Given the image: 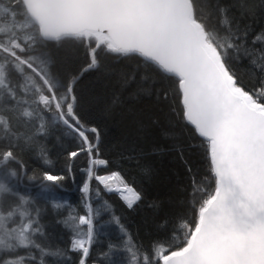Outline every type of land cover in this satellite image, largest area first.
<instances>
[{
	"label": "snow or ice",
	"instance_id": "obj_1",
	"mask_svg": "<svg viewBox=\"0 0 264 264\" xmlns=\"http://www.w3.org/2000/svg\"><path fill=\"white\" fill-rule=\"evenodd\" d=\"M236 6L219 0H0V264H68L69 252L79 254L78 264H89L100 212L85 200V214L69 212L58 221L71 234L61 249L47 238L46 207L22 183L26 154L38 152L49 163L39 141L53 129L79 141L67 161L88 157L85 198L95 180L129 209L142 201L119 171L98 174L110 161L100 155L98 128L84 119L92 98L78 85L109 57L137 61L120 74L111 105H122L125 92L167 99L171 91L180 117L200 141L208 175L197 180L187 168L191 219L179 218L166 243L137 244L113 216L126 238L109 243L104 255L119 252L122 264H264V31L250 39L248 26L232 12ZM81 56L79 67L61 70ZM245 62L258 73L252 88L238 71ZM152 76L159 77V91ZM148 127L137 125L145 134ZM168 150L183 159L175 144L153 148ZM142 171L150 177L152 170ZM65 179L44 171L37 187L46 194ZM62 206L52 201L47 210L59 216Z\"/></svg>",
	"mask_w": 264,
	"mask_h": 264
},
{
	"label": "trees",
	"instance_id": "obj_2",
	"mask_svg": "<svg viewBox=\"0 0 264 264\" xmlns=\"http://www.w3.org/2000/svg\"><path fill=\"white\" fill-rule=\"evenodd\" d=\"M216 2L217 0H210L212 4ZM219 2L238 5L232 8V12L242 25L248 26L250 39L264 31V0ZM83 62L84 58L81 56L79 60L74 59L71 65H62L61 70H66L69 66L79 67ZM136 64V60L109 57L105 62L106 66L86 74L78 88L92 98L84 119L89 126L98 128L101 134L100 155L110 161L107 168H97L98 174L119 171L143 196L141 202L129 209L117 193L108 192L95 180L90 181L91 205L94 211L100 212L99 217L94 218V224L97 226L109 222L113 216L119 217L134 241L147 248L157 242L166 243L179 218L185 217V214L186 218L191 219V177L187 168L191 167L192 175L201 180L208 175V161L199 139L193 137L190 128L180 117L179 102L171 91L167 99L156 95L131 97L125 92L122 105H111L120 74L131 71ZM238 71L244 85L248 88L256 85L258 73L247 62L238 65ZM137 79L139 80V75ZM152 79L157 81L155 87L159 91V77L152 76ZM144 87H149V83L144 82ZM132 88L134 90L135 85ZM153 120L157 123L151 124ZM139 122L149 125L146 134L138 132ZM166 133L169 135L166 136ZM75 141L79 145L78 139ZM173 144L183 148V159L178 157L175 150H168L163 154L153 152L154 146L172 149ZM129 156L136 158L129 159ZM70 163L72 172L66 176L62 188L45 194L37 187L40 181L29 183L32 185L25 187L30 188L40 200L60 202L62 208L67 209L66 213L82 215L86 212L85 197L78 190L85 182L88 157L81 154ZM144 166H150V177L142 171ZM94 199L99 200L102 205L99 209L95 208ZM58 218L56 213H51L48 239L63 249L64 246H69L70 232L62 222H58Z\"/></svg>",
	"mask_w": 264,
	"mask_h": 264
},
{
	"label": "rangeland",
	"instance_id": "obj_3",
	"mask_svg": "<svg viewBox=\"0 0 264 264\" xmlns=\"http://www.w3.org/2000/svg\"><path fill=\"white\" fill-rule=\"evenodd\" d=\"M39 143L46 148L47 159L49 163L45 164L44 161L40 159L38 152H31L26 154L23 157L27 167V176H25L23 179L24 186L30 187L32 184L29 183L39 182L40 177L44 171H50L58 175L63 174L65 175V177L68 176L69 173H67V165L71 161H67L66 153L73 151L78 147L77 141L73 140L70 137L62 136L61 132L56 129H53L51 134L46 136L44 139H41ZM28 176H34L36 177V179L28 180ZM86 179L87 177H85V181ZM100 186L103 188L102 185ZM78 191L83 194L82 187ZM84 199L87 200V203L91 204L89 193L87 198ZM38 200L40 202V206L46 207V212L42 219V223L44 224L48 238L50 215L51 213H56L57 215V211L54 209L51 211L47 210L51 208V203L49 201H43L40 199ZM95 202V208L99 209L102 205L100 204L99 200H95ZM59 211L62 213V215L58 216V221H63L64 216L67 215L68 212L66 213L67 210L62 207ZM95 231L97 233V239L90 253L89 264H122L124 259L123 254L119 252H112L110 253V258L104 255V253H109V249L107 247L109 243L119 242L120 240L126 238L121 233L119 226L112 222L111 219L107 223L98 224L95 228ZM70 236L71 234L68 235V239H70ZM63 249H66V246H64ZM68 256L70 257V261L68 262V264H78L79 254L69 252Z\"/></svg>",
	"mask_w": 264,
	"mask_h": 264
},
{
	"label": "bare ground",
	"instance_id": "obj_4",
	"mask_svg": "<svg viewBox=\"0 0 264 264\" xmlns=\"http://www.w3.org/2000/svg\"><path fill=\"white\" fill-rule=\"evenodd\" d=\"M109 220H111V219H109Z\"/></svg>",
	"mask_w": 264,
	"mask_h": 264
}]
</instances>
